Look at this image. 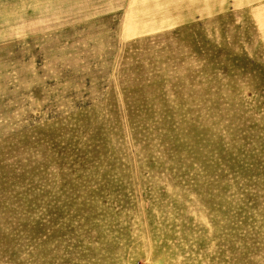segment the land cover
<instances>
[{
	"label": "rangeland",
	"instance_id": "374dc122",
	"mask_svg": "<svg viewBox=\"0 0 264 264\" xmlns=\"http://www.w3.org/2000/svg\"><path fill=\"white\" fill-rule=\"evenodd\" d=\"M0 264H264V0H0Z\"/></svg>",
	"mask_w": 264,
	"mask_h": 264
}]
</instances>
